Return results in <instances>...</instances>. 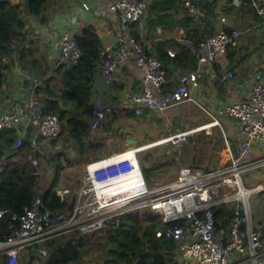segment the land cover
I'll use <instances>...</instances> for the list:
<instances>
[{
  "label": "built area",
  "instance_id": "2783aa9c",
  "mask_svg": "<svg viewBox=\"0 0 264 264\" xmlns=\"http://www.w3.org/2000/svg\"><path fill=\"white\" fill-rule=\"evenodd\" d=\"M150 0H100L87 6L90 14L103 19L115 18L120 32L114 46L99 54L97 68L105 85L114 91L123 66L133 61L142 71L139 91L128 95L133 113L147 110L164 112L185 102L198 103L192 85L203 75L204 68L218 60L226 51L237 47L240 31L227 27L220 17L215 31L205 35L197 45V66L183 71L175 87H169L168 68L152 48L151 42L128 33L130 23L140 21ZM257 16L264 22V0H253ZM186 10L197 19L204 11L190 0ZM221 12V11H220ZM76 34L63 32L52 38L50 47L59 53L61 62H76L81 57ZM170 57L175 51L168 49ZM8 58L2 71L7 73ZM51 76L47 74L33 81V90L26 101H12L0 109V130L12 129L17 137L13 152L25 141L32 147L38 136L57 142L62 132L59 116L49 110L47 100L37 94L36 87ZM233 74H229L232 78ZM218 113L233 118L242 139L238 154L224 165L205 171L184 165L169 181H150L144 174L140 154L153 146L171 143L180 145L199 131L197 128L218 124L213 120L196 128L168 134L144 145H130L122 151L105 155L86 164L77 189L61 187L56 190L67 208L54 212L39 211V199L25 206L21 215L0 207V218L9 216L11 233L0 236V256L7 264H42L48 251V240L71 235L90 236L101 229L120 224L127 214L145 211V218L167 224L165 233L178 245V264H264V223L253 222L250 198L263 193L261 184H245L244 176L264 165V156L252 158V145L264 143V71H256L245 100L226 103ZM105 108H96L91 128L103 125ZM154 144L153 146H146ZM9 160L0 159V172ZM41 174V169L37 170ZM218 209L230 211L232 216L217 214ZM228 220V221H227ZM227 221V222H226ZM43 246V245H42ZM23 261V262H22ZM25 261V263H24Z\"/></svg>",
  "mask_w": 264,
  "mask_h": 264
},
{
  "label": "crops",
  "instance_id": "0c3cea01",
  "mask_svg": "<svg viewBox=\"0 0 264 264\" xmlns=\"http://www.w3.org/2000/svg\"><path fill=\"white\" fill-rule=\"evenodd\" d=\"M99 1L50 0L44 11L45 20L34 16L25 18L26 25L22 32L25 35L24 47L26 49L24 52L26 55L23 57L21 53L15 52L8 58L6 78L0 88V109L6 108L7 104L12 101H26L33 90V81L47 74L51 76H48L45 81L36 87L37 94L43 96L48 103L52 99L58 101L61 107L70 108V105L67 104L66 106L57 97L63 86L57 69L60 64L65 62H61L56 66L60 61V55L51 49L50 41L63 32L77 34L84 26L92 24L97 28L102 39V48L114 46L121 29L120 23L115 18L94 17L87 10V6H92ZM234 1L236 5L233 6L227 3V8L230 7L227 11L220 10L222 11L220 12L219 9L217 10L219 18L216 24H220V17L223 15L228 28L240 31L238 50L234 53H231L230 50L226 51L218 60L205 67L203 75L192 85L193 96L198 102L196 104L202 107L208 116L207 118H209V122L213 120V117L219 122L199 130H202L207 136L210 135V132L216 133V139L221 144V147H218V143L216 147H211L206 140L202 139L199 145L200 147L204 146L206 154L203 158H196V161L210 169L227 164L232 157L236 156L242 139L241 133L236 128V121L229 116L219 114L218 110L226 103L245 100L252 84L253 74L256 71H264V22L260 17L259 22L254 21L248 15L243 14L242 11H238L239 2L238 0ZM224 4L226 2L221 3V6H224ZM221 6L219 7L221 8ZM140 28V36L150 42L155 40L166 41L168 39L185 41L186 37V32L182 27L173 28L166 25L164 27L158 26L150 31L144 19L140 22ZM127 30L130 34L129 27H127ZM166 65L168 67L169 87L172 88L176 86L178 77L183 70L172 59ZM230 73L233 74L232 78H229ZM142 76V71L131 60L123 66L120 80L114 91H111V88L104 84L100 73L96 71L91 85V105L94 109L101 107L105 108L107 112L115 113L116 118L120 116V113L125 115V109L131 108L128 95L141 89ZM47 85L52 92L46 91ZM152 112L159 111L147 110L141 119L150 120L165 115V111L156 115H153ZM77 113L83 115L82 112ZM94 115L95 110L91 118H88L90 122H92ZM115 133L112 132L111 128H103L102 126L97 129L91 128L90 135L84 139V148L81 149L73 143V139L66 130L61 132L57 142L48 141L40 136L36 147L28 144L25 150L12 151V154L16 159L26 164H35L37 177L34 192L36 193L35 199H38L53 184L55 162L59 161L62 165L55 189L69 187L75 190L78 188L79 179L87 163L124 150L125 148H122L119 143L113 146L110 145L111 136L116 135ZM132 138H136L137 141L136 143H130V145L140 144L138 142L139 137L132 136ZM29 148L31 151L35 149V152L40 153L38 160L32 158L31 151L27 153ZM204 149L196 152L195 150L191 151L190 164L195 158L194 154H199ZM251 152L252 158L263 157L264 143L255 142L252 145ZM38 169H41L40 175L37 174ZM244 180L247 185L261 184L264 186V165L247 173ZM250 203L253 222L264 223V191L263 193L253 194Z\"/></svg>",
  "mask_w": 264,
  "mask_h": 264
},
{
  "label": "trees",
  "instance_id": "16d2710c",
  "mask_svg": "<svg viewBox=\"0 0 264 264\" xmlns=\"http://www.w3.org/2000/svg\"><path fill=\"white\" fill-rule=\"evenodd\" d=\"M49 1L0 0V88L5 81V74L1 69L4 59L11 57L15 52L21 53L23 57L26 55L24 52L26 49L24 47L25 35L22 32L26 25L25 18L34 16L45 20L44 11ZM185 1L150 0L140 21L130 23L127 26L130 29V34L137 38L141 37L140 22L143 19L150 31L158 26L182 27L186 32L185 41L176 39L155 40L151 44L154 52L165 65L172 59L183 71L196 68L198 42L205 35H210L215 31L216 21L219 18L217 10L227 11L230 8H227L228 5L221 6L220 0H190L204 11V17L197 19L194 14L186 10ZM229 1L233 2L234 0ZM238 2V11H242L254 21H260L253 0H238ZM177 18L179 19L177 20ZM75 37L81 50V57L76 62L62 63L57 69L63 84L57 97L66 106L67 104L70 105V108L61 107L58 101L50 99L49 110L59 116L62 131L67 130L73 139V143L83 149L84 139L91 133L92 122L89 119L95 110L90 103L91 85L99 54L103 50V43L97 28L92 24L84 26ZM168 49L175 51L174 57L168 55ZM237 50V47L230 49L231 53ZM46 91L52 92L48 85ZM77 112H82L83 115H79ZM144 113L137 116L131 108L125 109V116L131 119L140 118L144 116ZM114 118H116L115 113L112 115V119ZM215 134L210 132V135L207 136L202 132L198 135L206 140L209 146L216 147L218 143V147H221ZM16 137L17 135L12 129L0 130V159L4 156H8L10 159L4 170L0 172V207L21 215L24 207L32 205L36 200L34 186L37 175L35 164H26L16 159L12 154ZM38 140H40V136H38ZM28 144L25 141L22 147L17 149V152L25 150ZM197 147L193 148L195 152L204 149L203 145ZM34 150L31 151L29 148L27 153L31 151L32 158L38 160L40 153ZM192 161L191 164H196L197 168L201 166L200 168L205 171L210 169L202 166L201 163H197L196 158H193ZM61 168L62 165L59 161L54 163L53 184L38 198L41 213L59 211L69 205L67 201H60L56 194L55 184ZM217 214L225 215L228 219L232 216L230 211L223 209H218ZM11 223L15 226L18 225L9 216L0 218L1 237L4 238L11 233L9 228ZM166 226L167 224L162 223L161 220L143 218L140 212L123 216L120 224L102 230L104 235L97 240V244L101 247H99L100 252L108 250L106 254L102 255L101 264H120L121 261L126 264H178L176 261L180 254L178 245L173 238L166 235ZM90 236L71 235L62 238L58 244H54V240L47 241L51 245V249L48 248L42 264H71L76 262L82 256V247L91 242ZM108 256H111L112 260L108 259ZM0 264H7L6 257L0 256Z\"/></svg>",
  "mask_w": 264,
  "mask_h": 264
},
{
  "label": "rangeland",
  "instance_id": "374dc122",
  "mask_svg": "<svg viewBox=\"0 0 264 264\" xmlns=\"http://www.w3.org/2000/svg\"><path fill=\"white\" fill-rule=\"evenodd\" d=\"M15 1L22 2L23 0ZM220 1L221 3L226 2L224 6L228 5L227 3L230 2L229 0ZM234 2L235 1L230 2L229 4L232 6L236 5ZM157 113L159 112H152L153 115H156ZM164 113L165 115L160 116L159 118L155 117L150 120H145L141 119L140 117L134 120L126 117L124 113H120L118 118L112 119V115L114 113L107 112V116L102 127L108 129L111 128L112 132H116V135L113 137L110 135L112 139L110 142L111 146L119 143L122 148H126L130 145L127 139L132 138V136L139 137V145H144L146 143H151L157 139L163 138L168 134L175 133L176 131L187 128H196L200 124H206L209 122V118H207L208 116L205 114L202 107L195 102H185L177 108L169 109ZM200 132L202 133L203 131L201 130L191 134L187 140L180 145L166 143L149 148L148 150L142 152L140 154V160L142 161L143 170L146 177L149 180L160 182L172 180L177 175L182 166L190 164V153L193 148L200 145L202 140V137L197 134ZM117 138L118 140H116ZM205 154L206 151L204 149V151L200 152L199 154L195 153L194 157L200 159L205 157ZM28 158L30 157L28 156ZM190 165L197 166L196 164ZM104 229L91 234V242L82 247V256L76 262L71 264H101L102 255L106 254L108 250H103V252H100L99 249L101 247L97 244V240L99 237L104 235L102 231ZM62 238L64 237H56L48 241L54 240V244H58ZM45 244L48 246H44ZM42 245L37 247V250L41 249L42 247L47 250L48 248L49 250L51 249V245H49L47 241ZM108 259L112 260V257L108 256ZM120 264L126 263L121 261Z\"/></svg>",
  "mask_w": 264,
  "mask_h": 264
},
{
  "label": "water",
  "instance_id": "95a60500",
  "mask_svg": "<svg viewBox=\"0 0 264 264\" xmlns=\"http://www.w3.org/2000/svg\"><path fill=\"white\" fill-rule=\"evenodd\" d=\"M128 141H129V143H136V141H137V139L136 138H128ZM9 162V160L7 161V163ZM7 165V164H6ZM141 216L143 217V218H145V211H143L142 213H141Z\"/></svg>",
  "mask_w": 264,
  "mask_h": 264
},
{
  "label": "bare ground",
  "instance_id": "6f19581e",
  "mask_svg": "<svg viewBox=\"0 0 264 264\" xmlns=\"http://www.w3.org/2000/svg\"><path fill=\"white\" fill-rule=\"evenodd\" d=\"M212 124H209V125H206V126H203V127H201V128H197V130H199V129H202V128H204V127H207V126H211ZM154 144H149V145H146V146H153Z\"/></svg>",
  "mask_w": 264,
  "mask_h": 264
}]
</instances>
